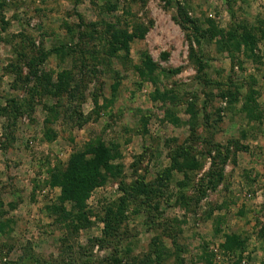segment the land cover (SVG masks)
I'll return each instance as SVG.
<instances>
[{"label":"rangeland","instance_id":"1","mask_svg":"<svg viewBox=\"0 0 264 264\" xmlns=\"http://www.w3.org/2000/svg\"><path fill=\"white\" fill-rule=\"evenodd\" d=\"M0 264H264V0H0Z\"/></svg>","mask_w":264,"mask_h":264},{"label":"trees","instance_id":"2","mask_svg":"<svg viewBox=\"0 0 264 264\" xmlns=\"http://www.w3.org/2000/svg\"><path fill=\"white\" fill-rule=\"evenodd\" d=\"M193 36L197 38L200 36L199 31L197 28H195ZM148 61L147 66L154 68L155 66L152 65L151 60L146 58ZM202 54H197V57L195 58V64L197 65V70L201 71L203 64H202ZM156 68V67H155ZM179 71V69H171L167 70L166 72L169 74H176ZM160 73L163 72V70H159ZM171 90H166L161 95L159 94L158 97L166 98L167 95H171ZM191 108V107H190ZM189 111V108L187 109ZM91 152L93 153L94 157L90 160H84L82 159L80 162H77L74 164V167L72 163L70 164L71 167L67 170L65 175L63 176L62 184H61V190L64 198L72 201H80L83 200L89 190H91L96 184H101L106 180V174L102 173L101 170L110 171L115 168V166H112L109 164L110 161L114 159L115 156H117V153L114 152V154L111 153V151L101 142H97L95 145L91 147ZM115 170V169H114ZM143 181L137 183H132L131 185H128L126 188H122V191L124 193H128L130 190L133 192L135 188H149L146 186H143ZM144 190V189H141ZM146 189L144 190V193H146ZM113 212L109 208L106 211V216L103 219L105 224V230L104 233H107L109 231V227H111V224H113ZM236 239L229 238L228 242L231 243V245L236 243Z\"/></svg>","mask_w":264,"mask_h":264}]
</instances>
